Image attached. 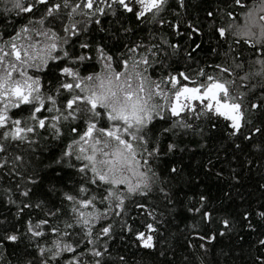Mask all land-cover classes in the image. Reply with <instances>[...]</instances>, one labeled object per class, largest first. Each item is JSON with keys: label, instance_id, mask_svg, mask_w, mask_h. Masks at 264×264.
<instances>
[{"label": "snow or ice", "instance_id": "snow-or-ice-1", "mask_svg": "<svg viewBox=\"0 0 264 264\" xmlns=\"http://www.w3.org/2000/svg\"><path fill=\"white\" fill-rule=\"evenodd\" d=\"M253 171L264 197V0H0V264H176L177 233L211 264L244 229L264 264L226 207Z\"/></svg>", "mask_w": 264, "mask_h": 264}, {"label": "trees", "instance_id": "trees-1", "mask_svg": "<svg viewBox=\"0 0 264 264\" xmlns=\"http://www.w3.org/2000/svg\"><path fill=\"white\" fill-rule=\"evenodd\" d=\"M257 140H259V137H257ZM248 148H251V145H249ZM248 148H246L245 151H248ZM193 151L195 152V155L189 153L191 160H189V157L186 156L185 163H191L195 169L196 163L202 160L206 162V158L201 157L199 150L194 149ZM253 152L258 155V150L253 149ZM221 158H223V153H221ZM224 167L227 168L226 165H224ZM233 167H236V165L233 164ZM242 175V182L237 184L234 189V201L230 202L228 205H226V207L230 210H233L234 214L243 208H249V210L253 212L252 223L257 225V231L259 232L260 228L264 227V223H262L259 217L255 215L258 205L260 203H264V197L261 196L257 183L260 177L255 171L247 174L242 173ZM229 183H231V181H229ZM209 184L212 186V194L216 197H219L220 192L215 186V179L210 178ZM221 186L227 190L226 185ZM15 210L16 209L14 206L0 201V219L7 217L10 223L13 222L15 220ZM27 213L28 210H25V216L19 221L21 225L24 223V220L27 219ZM174 229L175 226H173L172 230ZM21 231H23V228H21ZM240 234L244 237L242 241H239L235 234H233L231 237L225 236L218 238L215 247L210 250V254L206 257V259H208L211 264H248V262L252 259V257L249 255L250 246L254 243L257 233H253L247 229H244ZM186 235V233H177L174 238L173 246L175 247L177 254L176 264H199L198 254H196L191 249L185 250L183 246ZM5 244L7 247H0V252H6L8 258H12L13 253L18 254L20 251L24 250L26 241L19 244H12L11 242L6 241ZM165 247H167V245H165ZM113 248L120 254H126L130 260H139L141 256H143L146 264H154V261L155 264H158L159 260L163 259L159 258L158 256L155 258L152 256H144L143 252L138 253L137 249L132 245H129L127 252H125V249L123 248L118 237L116 238V242L113 244ZM113 255H115V252ZM184 256L189 257L188 262L184 261Z\"/></svg>", "mask_w": 264, "mask_h": 264}]
</instances>
